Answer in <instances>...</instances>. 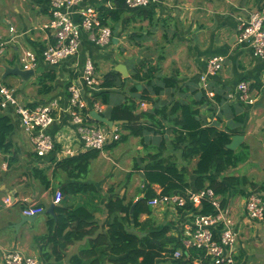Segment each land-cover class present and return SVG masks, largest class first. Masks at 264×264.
<instances>
[{
  "label": "crops",
  "instance_id": "0c3cea01",
  "mask_svg": "<svg viewBox=\"0 0 264 264\" xmlns=\"http://www.w3.org/2000/svg\"><path fill=\"white\" fill-rule=\"evenodd\" d=\"M262 1L153 0L146 7L126 11L118 21L107 18L106 24L112 30L109 44L98 46L88 33L82 31L77 55L63 59L56 66L38 61L33 69L34 75L24 82L21 77L13 74L2 77L4 66L12 68L19 65L18 55L22 49L37 52L52 41L51 33L42 28L49 19V1L0 0V38L7 42L4 54L0 57V83L13 88L19 102L30 107L57 99L59 108L55 111L54 122L47 132L52 136H68L71 147L78 149L80 144L75 140V125L66 109L67 86L80 79L86 59L93 62L96 73L103 80L110 71H118L120 65L126 67V74L118 71L120 74L117 77V80L128 78L124 83L96 90L103 92L95 103L101 106L100 112L107 118L110 109L127 97L135 99L138 113L152 108L151 102L140 101L138 97L139 92L146 87L150 91L149 96L156 99L151 87L143 81L136 83L131 79L136 68L141 69L142 73L150 66L155 69L152 70L153 82L161 83L162 77L171 79L169 86L164 87L159 95L157 105L169 104L175 100L193 102L199 109V117L206 120L204 124L242 131L244 138L241 144L245 143L248 151L254 139L263 134L264 149V58L255 56L250 46L237 41L240 25L249 19L250 13L258 9ZM85 4L92 5L100 12L104 10L99 9L100 6H110L111 2L85 0ZM77 8L75 5L70 9L73 20L78 19ZM11 26L14 28L13 32L9 30ZM216 55L224 57L222 68L216 74L208 75L206 87L203 88L200 77L205 71L206 61ZM142 63H146V67L141 68ZM44 71L52 73L54 80L50 82L47 79L52 88L42 95L37 92L36 79ZM242 80L249 82L250 101H241L236 92V85ZM134 84L138 88L136 93L130 91ZM206 91L213 93L212 98ZM92 92L86 87L82 90L87 106L88 100L92 99ZM142 102L146 104L145 108L141 105ZM1 116L8 118V124L12 128L7 136L9 151L0 149V264H3V252L14 249L36 256L39 264L42 260L44 262V250L35 238L46 232V214L42 213L44 219L38 230L35 229L34 222L38 216L32 221L22 220V208L27 202H35L47 209L53 203L55 189L62 190L65 184L72 183L78 187V184L91 182L97 189L96 203L101 206L103 192L109 185L117 179L123 178L126 181L128 178L126 175L132 170V165L127 167L126 162L132 161L133 164L136 158L154 151L152 148H161L163 142L170 148L173 137L169 127L171 123L162 121L159 126L153 125L151 131L144 132L143 140L129 136L125 140L130 142L129 147L118 146V142L115 145L106 144L94 158L106 157L107 161H112V166L97 162L88 168L87 174L75 178L69 177L71 168L68 165L57 164L52 159V153L41 157L33 153L13 106L0 108ZM87 118L89 122L95 123ZM113 126H118L119 131L121 130L119 124ZM103 128L110 130L107 126ZM121 133L127 132L121 130ZM110 150H113L111 155L107 153ZM179 161L181 162L180 159ZM246 162L228 169L227 173L242 176L236 169L243 167ZM190 165H194V162ZM36 169H42L45 178H38L33 173ZM135 173L141 172L134 171L133 174ZM243 176L248 178L247 175ZM46 179L49 182L47 187ZM249 187L241 186L245 189L244 195L239 193L240 195L235 196L233 192H229L225 203L233 213L238 232L235 264H258L255 259L264 261V247L260 249L259 245L262 243H258L257 239L258 232H264V220L249 221L246 217L244 198L250 191ZM155 188L159 189V186L155 185ZM120 192L122 194L123 190ZM6 196L10 197L9 204L4 203ZM83 198L81 193L69 196V204L74 205L83 201ZM168 211L170 217L174 216L168 222L172 223L171 233L178 237V228L190 219L191 212H179L171 208ZM166 213L167 211L163 212V217ZM145 218L146 215H142L140 219ZM45 264L48 262L45 261Z\"/></svg>",
  "mask_w": 264,
  "mask_h": 264
},
{
  "label": "trees",
  "instance_id": "16d2710c",
  "mask_svg": "<svg viewBox=\"0 0 264 264\" xmlns=\"http://www.w3.org/2000/svg\"><path fill=\"white\" fill-rule=\"evenodd\" d=\"M110 6H100L104 9L99 12L102 24L107 23V18L118 21L122 15L129 10L141 8H128L123 0H108ZM107 25V24H106ZM44 47L37 51L41 60V53ZM146 67L142 63L141 68ZM141 70V69H140ZM136 68L131 75V79L136 83L143 81L151 87L153 99L150 91L145 87L138 97L140 101L151 102L152 108L142 112H136V101L132 97H127L125 101L113 106L108 118L110 120H123L119 127L127 133H120L118 140H112L108 145H115L118 141H125L129 136H136L143 140L144 132L153 129V125L159 126L162 121L171 123L172 132L171 149L179 150V155L168 154L163 156L161 149L166 144L161 145L156 152H147L144 156L136 158L132 164V170L127 173V177L132 176L134 171H140L142 187L138 193L126 199L124 195H110L103 207L105 219L103 222L95 217V213L101 208L96 203L97 189L91 182L78 184H65L62 187L63 197L54 206L53 213L46 214V232L43 236H37L36 242H43L42 247L44 261H51L52 264H61L68 251V247L78 243L77 250L68 257L67 264H158L160 261H168L170 264H193L192 258L201 257L204 264H213L210 256L205 255L203 249L190 248L191 257L173 258L175 249L182 247L181 238L171 233V224H158L154 221L153 210L148 205V200L156 195L155 185L159 186L162 194L179 193L184 194L186 189L193 191L205 187L211 188L215 194L221 197V206H224L229 192L245 194L241 186L249 185L256 188L258 185L246 176H235L228 174L230 168L236 167L246 160L242 143L237 149L231 150L226 147L234 134H241L242 131L230 128H218L215 124H204L205 119L199 117V109L193 102L175 100L169 104L157 105L159 95L164 87H168L171 81L168 77H162L161 83L152 80L153 67L145 69L140 73ZM118 71H110L104 76L101 84L102 88H112L125 82L117 80ZM54 76L50 72H42L36 79L37 92L47 94L51 90L50 82ZM137 84L132 85L130 91L136 93ZM103 92L93 91L92 99L88 100L89 110L93 108V103ZM101 113V112H100ZM102 115H105L103 112ZM96 124H102L93 120ZM4 126V128H3ZM6 116L0 117V149L9 151L7 136L11 131ZM121 132V131H120ZM99 150L87 149L83 153L66 157L57 164L68 165L71 168L69 177L78 178L87 174L90 160L96 157ZM179 158L185 164L179 165ZM52 159H55L52 153ZM181 162V163H182ZM194 165L188 171L189 164ZM33 173L38 178H45L42 169H36ZM49 184L46 179L45 186ZM81 193L84 195L83 201L69 204V196ZM142 195V198L134 205L132 213L130 207L134 201ZM192 210L197 214H214L216 209L207 201H202L201 208H193L189 203L184 207H177V211ZM146 218L141 220V216ZM220 229V226L218 227ZM217 235V231L215 232ZM37 242V243H38Z\"/></svg>",
  "mask_w": 264,
  "mask_h": 264
},
{
  "label": "built area",
  "instance_id": "2783aa9c",
  "mask_svg": "<svg viewBox=\"0 0 264 264\" xmlns=\"http://www.w3.org/2000/svg\"><path fill=\"white\" fill-rule=\"evenodd\" d=\"M49 19L43 29H47L52 35V41L47 42L41 53V61L49 66L58 65L63 59L77 55L80 47V35L84 31L98 45L104 46L110 43L112 30L102 24L98 10L92 5L85 4V0H48ZM128 8H141L148 6L153 0H123ZM77 5V20L70 16V9ZM10 32L14 31L11 26ZM239 44L252 48L253 54L264 58V0L260 7L250 13L249 19L239 27L237 35ZM6 41L0 38V57L4 54ZM40 61L36 51L24 48L18 55V63L23 69H34ZM224 57L212 56L207 59L205 71L200 77L201 86L206 87L208 75L216 74L223 65ZM103 78L95 71L93 62L86 59L83 65L80 79L71 82L67 86L68 103L67 111L75 125V140L80 144L78 149L70 145L69 137L64 134L52 136L47 132L48 127L54 122V113L59 108L57 99L45 104L30 107L22 104L16 98L14 89L0 83V108L13 106L19 116L20 127L27 135L31 150L37 156H45L56 151V145L60 139L66 141L60 144L59 150L54 154L55 160L61 161L66 157L74 156L87 149L102 150L112 140L120 138L118 126H112L107 130L95 123L89 122L88 106L83 97L84 87L89 90H99ZM236 92L241 101H250V85L248 81H239ZM212 98L213 93L206 91ZM232 95V93H231ZM146 107L144 102L141 103ZM94 110L100 112L101 106L93 103ZM111 134V138L109 135ZM55 140H54V139ZM63 197L62 191L56 189L53 203H59ZM202 201L209 202L215 209L214 214H196L193 220L185 224V237L181 239L182 248L173 252V258H190V248L203 249L205 255L210 256L213 264H235V250L238 242V232L235 229V219L231 209L225 204L221 206V197L214 191L205 187L197 191L186 189L184 194H162L160 188L156 195L148 200L151 209H176L190 204L200 207ZM10 197L4 198V203L9 204ZM246 217L249 221L264 220V198L257 191H249L244 198ZM45 212L44 207L35 202H27L22 208V215L32 216ZM220 226V229L218 227ZM217 231V235L215 232ZM3 264H38V258L34 255L23 253L20 250L4 251L1 256ZM193 264H204L201 257L193 258Z\"/></svg>",
  "mask_w": 264,
  "mask_h": 264
},
{
  "label": "rangeland",
  "instance_id": "374dc122",
  "mask_svg": "<svg viewBox=\"0 0 264 264\" xmlns=\"http://www.w3.org/2000/svg\"><path fill=\"white\" fill-rule=\"evenodd\" d=\"M98 125H99V127H106L105 124H103V125L102 124H98ZM120 131H119V133H121ZM64 142L65 141L63 139H60V142H58V144L56 145V151L59 150L58 147L60 146V144L63 145ZM262 142H263V134H260L252 142V147H251L250 151H248V149H244L245 156H246V160L245 161H247V162L245 163V165L243 167L238 168L236 170L239 171V174L242 175V176L243 175H247L249 181H252V182L256 183L258 186L256 188L249 187L250 191H257L264 198V149L262 147ZM120 145H124V146H128L129 147L130 146V142H128V141H118V146H120ZM237 148H236V150H238ZM151 150H154L152 152H156V151L159 150V147L152 148ZM56 151H53L52 153L55 154ZM161 152H162L163 156H166L168 154H173V153H175V155H179V150L174 151V150L171 149V147L167 148L166 146H165L164 149H161ZM107 153L109 155H111V154H113V150H110ZM97 162H100L102 164L106 163V165L112 166V161L109 162V161H107L106 157H100L99 159H96V158L92 159L91 163L89 164V168H91L92 165L97 163ZM181 162H182V160H181ZM181 162L179 163V165L185 164L184 162H182V163ZM131 165H132V161L126 162V166L127 167H131ZM186 167L190 171L191 168L193 167V165L189 164ZM129 178H127L126 181L123 180V178L117 179L116 181H114L112 184L109 185V187L107 188L106 191L103 192L101 206H100L101 211L95 213V217L99 220V222H103L104 219H105V212L103 211V207H104L103 205H104L105 200L110 195H113V194L124 195L126 197V199H129V198L135 196L138 193L139 189L142 187L140 174H137V173L132 174V177L130 179ZM57 189H59V188H57ZM55 190H54V192H55ZM121 190H123L122 194L120 192ZM157 190L158 189H156V192H157ZM234 195L237 196V195H240V194L239 193H234ZM53 196H54V193H53ZM54 204H58V203H54ZM201 205H202V203H201ZM201 205H200V207H193V206L192 207L198 209V208H201ZM175 210H177V208ZM45 211H46V209H45ZM164 211H167V213L164 214V217H163V212ZM189 211L191 212L190 219H188V221L184 222L183 225L181 224V226L178 228L179 229V235L178 236L181 239L183 237H185V224L190 222V220L192 221L193 217L197 214V213H194L192 210H189ZM153 215H154V221H156V223H158V224H164L166 222H169L170 218L174 217V216L170 217V213L168 211V208H165V209H160V208L153 209ZM37 216L38 217H37L36 221L34 222V227H35V229L38 230V227H39L41 221L44 219V214H39ZM43 235H44V233L41 234L40 236H43ZM257 239H258V243H260V242L262 243L261 245H259L260 249H262L264 247V240H263L264 239V232L259 231ZM39 244H41V246H42L43 242H40ZM76 245H78V243H74L73 245H70L67 248L68 251L66 253L65 258L62 260L61 264H67V260H68V257L70 256V254H72L74 251L77 250V246ZM42 247H44V249L46 248V250L48 248L47 246H42ZM182 247H183V245H182ZM182 247H180V248H182ZM180 258H183V257H180ZM234 258H235V256H234ZM184 259H188V258H184ZM192 260H193V258H192ZM255 260L257 261L258 264H264V261L261 260V259H255ZM46 262H48V261H46ZM42 263L45 264V261L43 262V260H42ZM38 264H39V258H38ZM48 264H52V260L49 261ZM158 264H170V262H168V261H160Z\"/></svg>",
  "mask_w": 264,
  "mask_h": 264
},
{
  "label": "water",
  "instance_id": "95a60500",
  "mask_svg": "<svg viewBox=\"0 0 264 264\" xmlns=\"http://www.w3.org/2000/svg\"><path fill=\"white\" fill-rule=\"evenodd\" d=\"M117 69L123 75L126 74V67L125 66L120 65ZM10 74L17 75V76L21 77L22 80L25 82V81H27L28 79H30L34 75V70L33 69H23L19 65H15L12 68H10L8 66H4V72L2 74V77H6V76H8ZM89 116L93 120H95L97 122H100V123H103V124H105L109 128H111L113 125H118V124H121L123 122V120H110L109 118L105 117L100 112H98V111H96L94 109H91L89 111ZM109 138H111V134L109 135ZM243 138H244V136L241 135V134H234V135H232L231 136V140H230V142L228 144H226V147L228 149L235 150L241 144V142L243 141ZM141 198H142V195L139 196L134 201L133 205L130 207V213H132L133 208H134V205L136 204V202L138 200H140ZM55 205L56 204L51 203L47 207L46 212L49 213V214H52ZM35 218H36V215L23 216L22 217V220H24V221H32Z\"/></svg>",
  "mask_w": 264,
  "mask_h": 264
}]
</instances>
